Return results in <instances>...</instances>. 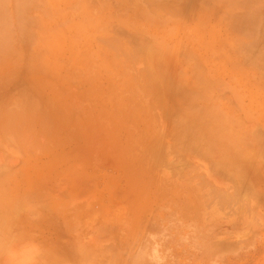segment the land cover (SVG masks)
I'll return each mask as SVG.
<instances>
[{"label":"rangeland","instance_id":"374dc122","mask_svg":"<svg viewBox=\"0 0 264 264\" xmlns=\"http://www.w3.org/2000/svg\"><path fill=\"white\" fill-rule=\"evenodd\" d=\"M145 1L0 0V264H264V0Z\"/></svg>","mask_w":264,"mask_h":264},{"label":"bare ground","instance_id":"6f19581e","mask_svg":"<svg viewBox=\"0 0 264 264\" xmlns=\"http://www.w3.org/2000/svg\"><path fill=\"white\" fill-rule=\"evenodd\" d=\"M147 1V0H146ZM145 1V2H146ZM148 3V2H147ZM155 6V5H154ZM242 20V19H241ZM240 22V21H239ZM235 23H236V21H235ZM255 24L256 23H254V28H255ZM238 25H239V23H238ZM238 25H237V29H238ZM239 30V29H238ZM224 169V168H223ZM225 170V169H224ZM228 171V170H227ZM230 173V172H229ZM228 173V174H229ZM232 175V174H231ZM237 175V174H236ZM230 176V175H229ZM231 177H233V176H231ZM238 177V176H237ZM234 179V178H233ZM236 179V178H235ZM238 179V178H237ZM240 179V178H239ZM239 179L237 180V181H239ZM241 180V179H240ZM231 181H233V180H231ZM242 182H243V180H241ZM235 182V181H234ZM238 183H240V182H238ZM238 183L236 184V185H238ZM241 187V184H239L237 187ZM245 186V185H244ZM246 188V187H245ZM248 188H246V190H247ZM237 190H239V189H237ZM248 191V190H247ZM244 193H245V195L247 194L245 191H244ZM250 193V192H249ZM248 196V195H247ZM29 198V197H28ZM22 207V206H21ZM3 221V220H2ZM4 224V223H3ZM1 238V237H0Z\"/></svg>","mask_w":264,"mask_h":264}]
</instances>
